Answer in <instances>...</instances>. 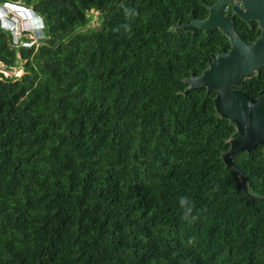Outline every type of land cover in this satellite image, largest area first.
<instances>
[{
    "label": "trees",
    "instance_id": "trees-1",
    "mask_svg": "<svg viewBox=\"0 0 264 264\" xmlns=\"http://www.w3.org/2000/svg\"><path fill=\"white\" fill-rule=\"evenodd\" d=\"M0 4L45 35L0 27L24 71L0 73V264H264V201L221 159L233 127L216 92L182 94L211 52L169 30L192 0ZM232 162L264 196L262 147Z\"/></svg>",
    "mask_w": 264,
    "mask_h": 264
},
{
    "label": "water",
    "instance_id": "water-1",
    "mask_svg": "<svg viewBox=\"0 0 264 264\" xmlns=\"http://www.w3.org/2000/svg\"><path fill=\"white\" fill-rule=\"evenodd\" d=\"M229 2V0H217L215 6ZM214 6L210 10L218 12ZM220 15L216 18L211 15L203 21H194L189 15L188 24L174 23L169 30L172 32H189L194 28L203 30L206 34L210 28H219L232 43L231 51H222L219 54L211 55L206 63V68L200 75L191 72L184 83L187 87L182 94L203 87L206 93L216 91L214 97V113L221 120H227L234 132L226 140L229 149L221 154L225 168L234 171L241 185L242 193L250 200L264 201V196H259L250 191V185L243 172L238 170L232 162V158L241 152L249 153L258 145L263 146L264 154V91L258 95L256 100L234 91L233 87H240L244 80H250L256 74L259 66L264 65V39L260 43L243 44L234 34L232 25L225 21V24L218 22ZM260 49L261 51H255Z\"/></svg>",
    "mask_w": 264,
    "mask_h": 264
},
{
    "label": "flooded vegetation",
    "instance_id": "flooded-vegetation-1",
    "mask_svg": "<svg viewBox=\"0 0 264 264\" xmlns=\"http://www.w3.org/2000/svg\"><path fill=\"white\" fill-rule=\"evenodd\" d=\"M216 3L217 0H192V6L186 11L185 17L182 20H177L176 23L188 24L189 15L194 21H203L211 15L216 18L215 23H217L219 14L221 18L218 22L223 25L225 21L229 22L232 25L234 34L241 43L255 44L260 43L264 39V0H229V2H223L215 6ZM214 6L218 12L212 10L211 14H209ZM191 33H197V35L209 40L208 51L211 52L208 53L209 59L205 61V65L210 60L211 55L232 50L230 39L218 27L210 28L206 34L199 28H194ZM261 50L263 51L264 49ZM261 50L256 49L255 51ZM232 89L247 96L249 99L256 100L258 95L264 91V65L258 67L255 76L250 78V80H244L239 88L233 87ZM261 147L263 149V146Z\"/></svg>",
    "mask_w": 264,
    "mask_h": 264
},
{
    "label": "built area",
    "instance_id": "built-area-1",
    "mask_svg": "<svg viewBox=\"0 0 264 264\" xmlns=\"http://www.w3.org/2000/svg\"><path fill=\"white\" fill-rule=\"evenodd\" d=\"M5 10L9 11L8 12L10 14L9 15V19L13 20V22H14V25L12 24V28H11V34L13 35V38L16 39L14 41V43L16 44V43L20 42V44L23 45V41H22L21 37H17L18 33H16L19 30V28H20V27L18 28L16 26V24H20L22 22V19H20L16 14L15 15L11 14V13H17L18 12V13H21V14L24 13V15L28 19L27 20V24L25 26V29H23V32H32L33 38L31 39L32 40L31 43L38 44L39 40H40L39 38H41V36H40L41 33H40V29L36 26L37 25L36 17L28 14L27 11H25V10H24V12L23 11L20 12V11H17V10L12 11L11 8H8L7 5L0 6V11H5ZM30 27H31V29H30ZM21 33H19L20 36H21ZM18 40H20V41H18Z\"/></svg>",
    "mask_w": 264,
    "mask_h": 264
},
{
    "label": "rangeland",
    "instance_id": "rangeland-1",
    "mask_svg": "<svg viewBox=\"0 0 264 264\" xmlns=\"http://www.w3.org/2000/svg\"><path fill=\"white\" fill-rule=\"evenodd\" d=\"M19 2H16V4H18ZM0 5H2V4H0ZM8 8H11V10L12 11H14V10H16L15 8H13V7H9L8 6ZM9 12V11H8ZM90 13H91V11H90ZM12 15H17L20 19H22V22L20 23V24H18V28H19V30L16 32V33H18L16 36L17 37H21V39H28V40H30V42L32 41L31 39L33 38V34H32V32H23V29H25V26H26V21H25V19H26V16L24 15V13H11ZM2 20H3V18L2 17H0ZM96 14L94 13L93 14V17H92V19H91V22H90V24H89V26L90 27H92V26H96ZM30 26V25H29ZM30 29H31V27H30ZM22 32V33H21ZM19 33H21V36H20V34ZM16 37V38H17ZM0 73H2L5 77H14V78H19V77H21L22 75H23V73H24V71H23V68H22V63H20L19 64V66L18 67H16V68H13V69H11V70H6L5 69V67H4V65L3 64H0Z\"/></svg>",
    "mask_w": 264,
    "mask_h": 264
},
{
    "label": "clouds",
    "instance_id": "clouds-1",
    "mask_svg": "<svg viewBox=\"0 0 264 264\" xmlns=\"http://www.w3.org/2000/svg\"><path fill=\"white\" fill-rule=\"evenodd\" d=\"M0 6H4V4L0 5ZM9 13L7 10L5 11H0V17L3 18V20L0 18V27L3 29V30H6V31H10L11 32V28H12V24L14 25V22L13 20H10L9 19ZM33 16V15H32ZM16 26L18 27V24H16ZM39 29H40V33H41V38H39L40 40H43L45 35L43 34L42 32V29L41 27L38 26V24L36 25ZM12 35V34H11ZM181 205H185L187 204V200L185 198H182L181 201H180ZM187 216H188V212L186 211L185 212V218L187 219ZM195 219V218H193Z\"/></svg>",
    "mask_w": 264,
    "mask_h": 264
},
{
    "label": "bare ground",
    "instance_id": "bare-ground-1",
    "mask_svg": "<svg viewBox=\"0 0 264 264\" xmlns=\"http://www.w3.org/2000/svg\"><path fill=\"white\" fill-rule=\"evenodd\" d=\"M23 12H24V11H23ZM27 20H28V19H27V17H26V20H25V21L27 22ZM26 24H27V23H26Z\"/></svg>",
    "mask_w": 264,
    "mask_h": 264
}]
</instances>
